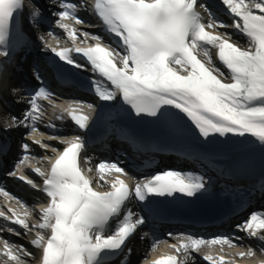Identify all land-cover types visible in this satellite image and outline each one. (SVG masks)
<instances>
[{
  "label": "snow or ice",
  "instance_id": "snow-or-ice-1",
  "mask_svg": "<svg viewBox=\"0 0 264 264\" xmlns=\"http://www.w3.org/2000/svg\"><path fill=\"white\" fill-rule=\"evenodd\" d=\"M220 2L232 20L231 25L225 24L202 0H93L91 11L103 25V31L113 38L116 47H111L102 43L100 35L77 27L85 23L78 15L77 3L60 0L59 10L53 14L54 24L63 30L73 47L54 46L42 35L38 40L60 62L85 71L90 67L91 90L100 101L111 103L119 98L120 107L127 106L137 117L159 119L174 110L177 119L186 118L207 142L216 137H249L264 151V0ZM25 7V0H0V56L9 57L10 51L21 43L14 18ZM200 8L208 13L207 23ZM30 12L33 17L41 16L39 8ZM229 27L246 38L247 47L233 42L227 32L215 30ZM48 36L57 45L60 43L54 32ZM89 38L94 43L88 44ZM77 40L81 43L77 44ZM213 49L221 67L214 63ZM2 75L0 70V87ZM34 75L40 80L39 73L34 71ZM12 91L15 94L16 90ZM53 95L41 83L33 90L23 118L12 117L16 126L30 130L32 143L45 150L50 145L37 138V124L44 117L41 101L61 108L58 119L63 120L66 113L76 128L89 129L90 117L83 113V102L73 101L66 107L56 105ZM86 107L93 109L94 105L87 103ZM11 128L9 124L5 130ZM39 135L43 137V133ZM48 140L63 145L62 151L51 147L53 156L43 158L50 162L48 171L32 164L30 146L23 143L24 154L14 166L16 170L9 173L16 177L19 168L26 166L42 178L47 203L39 206V222L30 227L32 213L26 205L21 206L23 211L19 213L9 209L11 215L0 210V218L19 225L25 233L32 228L40 230L30 241L40 252V264H110L145 224L143 215L137 217L130 208L125 211L133 198L144 203L152 197L210 195L209 183L202 175L167 169L131 185L122 178L127 172L118 161L101 160L93 169V158L86 155L87 141L82 136H50ZM93 173L95 183L90 175ZM111 173L119 175L109 180ZM18 178L38 188L32 179L23 175ZM105 187L107 190H100ZM260 191L264 194V185ZM0 195L17 199L3 187ZM236 227L264 245V212L251 213ZM45 231L50 235L45 236ZM217 245L222 250L225 245L236 247L234 238L227 235L207 239L188 235L170 245L173 253L146 260L144 264H189L193 253ZM156 247L153 246L154 250ZM131 251L127 248V252ZM0 253L14 264H25L22 257L32 256L22 246L15 247L7 240L3 241ZM255 255L252 248L234 254L241 258ZM234 256L208 252L202 259L207 264H239ZM258 264H264V260Z\"/></svg>",
  "mask_w": 264,
  "mask_h": 264
},
{
  "label": "bare ground",
  "instance_id": "bare-ground-1",
  "mask_svg": "<svg viewBox=\"0 0 264 264\" xmlns=\"http://www.w3.org/2000/svg\"><path fill=\"white\" fill-rule=\"evenodd\" d=\"M233 33V32H232ZM239 40H241L242 42L240 43V46L241 47H247V42H246V39L244 38H242V37H239ZM213 51V50H212ZM213 60H214V63L216 64V66L218 67V64L216 63V61H215V58L213 57ZM220 67V66H219ZM225 78H226V80H228V81H230V78H228V74L227 73H225ZM168 118L169 119H171V118H173V119H177L176 118V116L175 115H172L171 116V114H169L168 115ZM48 137H50V136H48L46 133H43V137H40L39 136V139H42L43 140V142H46V141H48V142H46V143H48V144H51V145H53L54 147H59L60 146V144H58V143H56L54 140H52V141H50V140H48ZM201 138V137H200ZM231 138H233V139H235V140H237V141H242L243 142V144H241L240 146H238V147H233L232 146V148L231 149H235L233 152H238L239 150H241V151H243L244 153H246V152H252V153H255V154H257V155H260V154H263V157H264V152L263 153H256L255 152V150H256V147H258V142H252V140H251V138H249V137H233V136H231ZM202 139V138H201ZM220 142V141H223V139H222V137H216L214 140H213V142ZM247 141H250V142H247ZM208 146H210L209 145V142H208V144H207ZM223 145V144H222ZM233 145V144H232ZM25 245H27L28 246V244H26V243H24ZM261 247H264V245H260ZM143 250H144V248L143 247H140V248H138V249H135V251H134V253L132 254V257H131V259H130V261H129V263L128 264H134L135 262H136V260L138 259V257H140L141 255H142V252H143Z\"/></svg>",
  "mask_w": 264,
  "mask_h": 264
}]
</instances>
